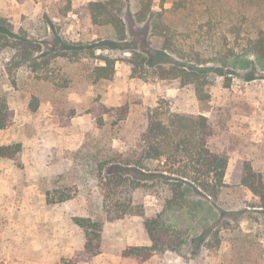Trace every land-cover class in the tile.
I'll list each match as a JSON object with an SVG mask.
<instances>
[{
	"label": "rangeland",
	"instance_id": "obj_1",
	"mask_svg": "<svg viewBox=\"0 0 264 264\" xmlns=\"http://www.w3.org/2000/svg\"><path fill=\"white\" fill-rule=\"evenodd\" d=\"M90 1L71 0L64 13L62 0H0V18L16 35H26L39 45L34 57L47 62L35 73L27 65L12 71L16 83L11 86L7 71L12 55L0 52V95H5L12 113L11 125L0 131V145H30L25 153L21 149L17 161L0 160V264H112L124 249L144 247L140 245L149 239L143 217L128 215L108 221L95 167L107 156L92 159L98 149L123 151L132 143L126 132L140 129L141 105L204 115L218 128L219 146L228 158L227 187L218 205L200 209L194 220L184 211L167 214L168 221L187 230L189 237L201 235L205 227L210 232L219 230L220 245L213 239L207 241L210 236L205 242L190 241L179 253L154 254L156 264H264V219L247 220L246 213L259 200L241 183L248 168L264 180V64L244 55L223 67V75L209 73L214 80L210 98L201 103L192 85L179 88L178 82L160 74L147 76L152 82H146L132 76L126 50L98 48L112 36L107 29L91 25L85 10ZM153 1L159 10V0ZM263 3L246 0L243 8L257 22ZM164 7L169 9L171 4ZM131 12L132 7L125 4L122 19L128 28L127 46L141 52L151 46L150 35L142 26H131ZM228 15L223 12L222 18ZM194 19L186 11L167 15L168 24L178 32L196 28L197 24L191 26ZM151 43L157 44L156 39ZM104 56L115 60L114 75L95 81L93 68L103 65L100 58ZM161 61L163 69L170 63H186L173 55ZM245 61L247 66H242ZM123 104L130 105L131 115L127 131L118 134L110 126L118 114L111 110L107 114V110ZM113 172L125 174L126 170L110 165L101 174ZM60 194L68 200L48 204ZM132 197L135 204H144L146 217L161 210L152 194L136 191ZM74 217L102 224L100 253L91 259L82 256L85 236L72 221Z\"/></svg>",
	"mask_w": 264,
	"mask_h": 264
},
{
	"label": "trees",
	"instance_id": "obj_2",
	"mask_svg": "<svg viewBox=\"0 0 264 264\" xmlns=\"http://www.w3.org/2000/svg\"><path fill=\"white\" fill-rule=\"evenodd\" d=\"M62 2L65 4L64 13H67L71 0ZM245 2L159 0V10H155L153 0H93L85 10L92 26L107 29L112 36V39L103 40L98 48L126 50L130 54L128 64L132 76L152 82L147 76L160 74L178 82L179 88L192 85L198 101L206 103L214 81L209 73L223 75V67L228 66L232 59L244 55L253 56L264 64V7H261L260 19L255 22L244 11ZM167 3L171 4L169 9L164 7ZM125 4L132 7L129 13L131 26H142L149 32L151 46L143 47L145 49L142 48L141 52L127 46L128 28L122 19ZM179 11L195 16L196 20L191 26L197 24L196 28L193 26L192 30L182 32L172 29L167 22V15ZM223 12L229 15L222 18ZM153 39H156L157 44L152 45ZM0 52L12 55L8 59L7 71L12 80L11 86H15L13 73L17 69L27 65L35 73L47 65L45 60L34 57L40 52L39 45L32 44L26 35H16L3 18H0ZM171 55L186 62L185 65L170 63L163 69L162 58ZM100 62L103 65L93 68L94 80H110L114 75L115 60L104 56ZM209 63L213 65L209 67ZM241 64L247 66L248 63L245 61ZM149 68L160 71L154 73ZM140 108L143 120L140 129L128 131L126 124L131 115L130 105L108 109L107 114L109 110L118 114L117 122L110 124L112 130L118 134L127 131L126 135H131L132 143L126 145L123 151L98 149L92 156V159L107 156L105 160L97 162L95 167L102 209L108 221L120 220L128 215L143 217V227L150 246L129 247L121 252V256L144 262L157 253H179L188 242H205L209 236L207 241L213 239L216 246L220 245V231L217 229L210 232L209 227H205L201 235L189 237L187 230L171 224L167 219L170 211H184L194 220L200 209L219 204L221 192L227 187L224 176L228 158L219 146L218 128L202 114L164 112L161 105L153 109L142 105ZM11 121V110L5 95L1 94L0 131L10 126ZM103 123L101 121L100 127ZM21 149L20 143L0 146V160L17 161ZM110 165L122 166L126 173L113 172L102 176V171ZM241 183L259 200L252 210L245 211L249 214L247 220H263L264 180L248 168ZM136 191L156 196L161 203V210L146 217L144 204H135L133 201L132 196ZM68 198L60 194L48 200V204H59ZM72 221L84 232L83 258L87 260L98 255L102 224L89 218L74 217ZM63 262L70 264L69 261Z\"/></svg>",
	"mask_w": 264,
	"mask_h": 264
},
{
	"label": "crops",
	"instance_id": "obj_3",
	"mask_svg": "<svg viewBox=\"0 0 264 264\" xmlns=\"http://www.w3.org/2000/svg\"><path fill=\"white\" fill-rule=\"evenodd\" d=\"M0 146H5V145H0ZM22 146V151H24V153L26 152L27 148L30 146V145H21ZM32 147L35 146V145H31ZM137 246V245H136ZM140 246H150V242L149 241H146L144 242L142 245ZM155 258L156 256L153 255L151 256L148 260L144 261V262H136L130 258H125V257H116L112 260V264H156V261H155Z\"/></svg>",
	"mask_w": 264,
	"mask_h": 264
}]
</instances>
